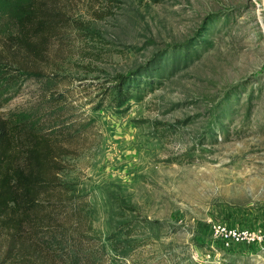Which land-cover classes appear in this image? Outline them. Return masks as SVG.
Here are the masks:
<instances>
[{
	"label": "rangeland",
	"instance_id": "obj_1",
	"mask_svg": "<svg viewBox=\"0 0 264 264\" xmlns=\"http://www.w3.org/2000/svg\"><path fill=\"white\" fill-rule=\"evenodd\" d=\"M21 1L0 0L5 21ZM64 4L86 35L52 45L45 71L61 81L0 87V118L77 127L62 177L96 230L71 216L72 232L115 246L110 264H264V242L227 247L213 231L264 234V0ZM117 75L131 96L108 104Z\"/></svg>",
	"mask_w": 264,
	"mask_h": 264
},
{
	"label": "trees",
	"instance_id": "obj_2",
	"mask_svg": "<svg viewBox=\"0 0 264 264\" xmlns=\"http://www.w3.org/2000/svg\"><path fill=\"white\" fill-rule=\"evenodd\" d=\"M67 1V0H66ZM0 3V87L15 82L48 79L45 71L50 51L66 33L86 35L81 21L70 16L64 0H22L15 19L7 22ZM10 19V18H9ZM128 75L112 77L106 103L124 104L131 96ZM59 120L66 118L63 101ZM77 127L47 131L27 122L15 124L0 118V247L5 248L3 264H110L115 246L92 233L72 232L71 216L89 219L90 203L74 183L63 180L68 158L78 156ZM74 142V143H73ZM77 223V222H76ZM79 225V224H78ZM77 230V229H76Z\"/></svg>",
	"mask_w": 264,
	"mask_h": 264
},
{
	"label": "built area",
	"instance_id": "obj_3",
	"mask_svg": "<svg viewBox=\"0 0 264 264\" xmlns=\"http://www.w3.org/2000/svg\"><path fill=\"white\" fill-rule=\"evenodd\" d=\"M214 236L225 246L241 243H263L264 234L261 230L249 231L245 229L231 228L226 225L214 224Z\"/></svg>",
	"mask_w": 264,
	"mask_h": 264
},
{
	"label": "crops",
	"instance_id": "obj_4",
	"mask_svg": "<svg viewBox=\"0 0 264 264\" xmlns=\"http://www.w3.org/2000/svg\"><path fill=\"white\" fill-rule=\"evenodd\" d=\"M221 245V244H220Z\"/></svg>",
	"mask_w": 264,
	"mask_h": 264
}]
</instances>
